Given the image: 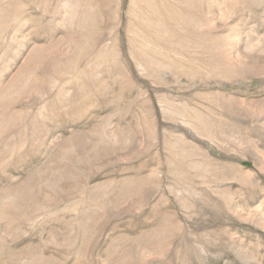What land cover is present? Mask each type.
<instances>
[{
  "label": "rangeland",
  "instance_id": "374dc122",
  "mask_svg": "<svg viewBox=\"0 0 264 264\" xmlns=\"http://www.w3.org/2000/svg\"><path fill=\"white\" fill-rule=\"evenodd\" d=\"M0 264H264V0H0Z\"/></svg>",
  "mask_w": 264,
  "mask_h": 264
}]
</instances>
